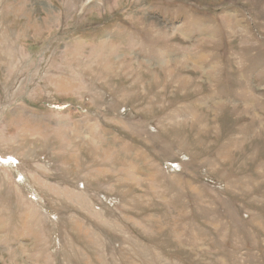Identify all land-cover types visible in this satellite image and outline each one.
Here are the masks:
<instances>
[{
	"label": "rangeland",
	"instance_id": "rangeland-1",
	"mask_svg": "<svg viewBox=\"0 0 264 264\" xmlns=\"http://www.w3.org/2000/svg\"><path fill=\"white\" fill-rule=\"evenodd\" d=\"M0 264H264V0H0Z\"/></svg>",
	"mask_w": 264,
	"mask_h": 264
}]
</instances>
